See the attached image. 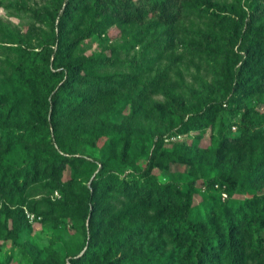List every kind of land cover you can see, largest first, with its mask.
<instances>
[{
    "label": "trees",
    "instance_id": "trees-1",
    "mask_svg": "<svg viewBox=\"0 0 264 264\" xmlns=\"http://www.w3.org/2000/svg\"><path fill=\"white\" fill-rule=\"evenodd\" d=\"M50 4L51 8L32 12L40 23L35 39H21L18 45L7 48L9 56L18 59L23 73L20 80L29 91L39 88L52 102H64L69 109L89 100L88 91L110 84L96 72L115 68L118 61L91 56L75 64L80 43L113 26L145 23L154 18L156 40L143 44L134 36L114 52L128 53L142 44V59H147L152 54L169 52L174 34L192 37L182 46L181 57L205 63L212 71V89L221 101L213 100L191 110L179 107L175 124L152 137L144 167L139 163L142 155L137 151L136 139L124 131L104 143L100 132H87L91 146L101 154L97 157L81 145L66 141L55 123L0 130V188L9 192L6 196L0 194V201L8 197L14 202L18 190L44 179L48 171L59 174L69 166L76 179H89V199L98 205L100 217L131 205L152 213L145 211L131 217L115 239L109 240V234H103L98 248V228L90 226L85 233L89 247L83 255L86 264H93L100 253L117 251L133 236L145 234L169 237L173 243L167 258L159 264H248L254 257L250 255L251 246H261L258 234L264 231V195L239 200L233 197L264 183V156L252 162L255 152L264 148V135L254 129L244 105L253 95L264 93V0H51ZM190 19H206L207 24L198 30L193 26L176 28L180 21ZM83 21L86 25L80 30ZM170 72L168 68L142 87L137 94L141 102L167 80ZM19 103L14 100L10 110L18 109ZM234 106L241 109L234 111ZM223 111L233 112L234 118L241 114L239 134L233 135V125H223L218 131L210 160L215 177L200 182L205 191L202 201L196 203L201 190L198 177L204 174L201 136L181 142L172 139L204 133ZM176 166L184 171H173ZM156 170L184 174L191 181H161ZM216 185L220 189L216 190ZM221 190L228 199L222 198ZM215 191L217 195L212 193ZM20 203L24 206L23 201ZM38 206L36 203L30 209L37 211ZM48 206L52 211L68 210L65 204ZM92 212L95 214V210Z\"/></svg>",
    "mask_w": 264,
    "mask_h": 264
},
{
    "label": "rangeland",
    "instance_id": "rangeland-1",
    "mask_svg": "<svg viewBox=\"0 0 264 264\" xmlns=\"http://www.w3.org/2000/svg\"><path fill=\"white\" fill-rule=\"evenodd\" d=\"M50 3L51 0H0V130L35 123H55L59 134L66 141L81 145L86 152L97 157L101 154L91 146L87 132H100L103 136L101 143H104L117 132L124 131L136 139L137 151L142 155L139 163L144 167L152 137L175 124L179 107L191 110L213 100L221 101L219 94L212 89V71L205 63L193 57H181L182 46L192 37L174 34L169 52L152 54L147 59H142V44L128 53L114 52L134 36L142 40L143 44L156 40L154 18L147 19L145 23L113 26L104 34H95L80 43L74 57L75 64L84 63L91 56L112 57L118 61L115 68L96 72V75L106 77L110 84L100 90L88 91L89 100L69 109L64 107V102H52L39 88L29 91L20 80L23 73L18 66V59L9 56L7 48L18 45L21 39H35L40 23L32 12L51 8ZM261 23H264V19ZM206 24V19H190L180 21L176 28L193 26L198 30L204 29ZM85 25L86 22H81L80 30ZM168 68L171 72L167 80L141 102L137 97L138 92ZM85 75L83 71L82 76ZM14 100L20 101L19 108L11 111L10 105ZM244 105L254 129L264 135V93L253 95ZM240 109V106L233 107L234 111ZM232 115L230 111L219 112L213 127L204 133H190L172 139L181 142L201 136L199 148L204 152V174L198 177V188L201 190L196 203L202 201L205 189V185L200 187V182L206 183L215 177V172L210 170V160L216 148L218 131L223 125H233V135L239 134L241 114L236 118ZM263 156L264 148H260L255 152L252 162L261 161ZM173 171L183 172L184 169L176 166ZM155 174L161 181H191L184 174L171 175L159 170ZM90 188L86 176L76 179L69 166H65L59 174L48 171L47 176L36 184L14 191V202H10L8 197L0 201V264H86L83 255L89 247L85 233L90 226L98 228V248L102 244L103 234H109V240L115 239L121 236L131 217L147 212L144 208L131 205L124 206L115 214L100 217L96 212L98 205L92 204L89 199ZM212 193L217 195L218 192ZM0 194L6 196L9 192L2 187ZM255 195H264V183L255 185L249 192H237L233 199H249ZM36 203L38 209L32 211L30 207ZM50 204H65L68 210L52 211L48 206ZM87 214L88 219L85 221ZM92 215H95L94 221ZM258 237L261 246H251L250 255L254 257L248 264H264V231ZM172 248L169 237L157 238L148 234L133 236L117 251L98 254L93 264H159L165 261Z\"/></svg>",
    "mask_w": 264,
    "mask_h": 264
},
{
    "label": "built area",
    "instance_id": "built-area-1",
    "mask_svg": "<svg viewBox=\"0 0 264 264\" xmlns=\"http://www.w3.org/2000/svg\"><path fill=\"white\" fill-rule=\"evenodd\" d=\"M235 129V128H234ZM217 189H220L218 185L215 186ZM205 191V189H204ZM222 193H221V196L223 197V199H227L228 198V194L224 191V190H221Z\"/></svg>",
    "mask_w": 264,
    "mask_h": 264
}]
</instances>
